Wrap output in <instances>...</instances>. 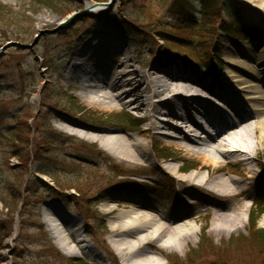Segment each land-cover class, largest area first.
<instances>
[{
	"label": "rangeland",
	"instance_id": "374dc122",
	"mask_svg": "<svg viewBox=\"0 0 264 264\" xmlns=\"http://www.w3.org/2000/svg\"><path fill=\"white\" fill-rule=\"evenodd\" d=\"M45 1L52 2L56 9L37 4L38 0H0V6L12 13L8 22L0 23V51L11 43L31 45L38 39L31 50L11 46L0 54V184L16 182L22 194L17 212L15 207L8 211L0 203V229L4 230V236L9 234L0 244V264H69L70 259L87 264H123L109 242L114 215L103 209L109 198L143 200L155 205L162 198L173 205L178 183L171 174L163 173L169 165L181 168L177 170L179 177L196 172L209 176L215 165H223L227 167L217 176L244 183L246 192L241 199L245 198L247 208L245 228L242 222L225 225L206 215L213 206H197L190 209L199 211V216L188 220L198 229L196 243L190 240L178 244L173 251L163 250L160 244L152 250L165 259L161 258V264H171L166 259L169 256H178L182 264L218 262L219 248L226 247L233 237L247 234L256 184L264 169V143L257 145L255 138L250 141L253 149L247 161L217 155L214 164L202 170V158L191 157L172 145L171 127L184 128L194 144L207 138L192 135L202 134L193 123L183 126L170 116L171 111L176 116L183 114L176 109L175 101H170V96L162 98L160 102L164 106L158 110L89 107L82 90L70 85L66 72L72 57L83 47L87 45L86 51L92 54L89 48H103L106 38L113 35L116 50L111 55L104 51L111 67L126 54L137 73L145 74L152 68L175 69L219 91L225 82V71L229 70L227 48L242 62L264 60V20L258 21L259 12L248 10L237 0H223L222 17L207 20L203 0H115L111 8L102 7L110 0ZM91 5L97 11L61 28ZM180 29L188 30V35L181 34ZM180 34L188 37L182 38ZM89 40L92 46H88ZM79 58L84 61V57ZM127 70L120 74L130 73ZM158 102L157 98L151 101ZM123 116L139 119L141 125L120 123ZM71 121L93 130H111L136 138L146 145L150 158L138 164L119 161L98 142L69 134ZM199 121L205 124L204 119ZM151 124L154 129L147 134L145 131ZM26 152L36 162L24 171L17 167L23 165L20 155ZM233 201L232 204L241 203L239 199ZM47 209L64 219L72 217L71 214L78 216L85 236L91 241L89 244L102 257L62 253L44 222ZM263 221L264 214L258 222L261 229H264ZM204 233L214 242L213 257L192 256ZM223 250L233 261L231 264H257L255 255L246 246Z\"/></svg>",
	"mask_w": 264,
	"mask_h": 264
},
{
	"label": "bare ground",
	"instance_id": "6f19581e",
	"mask_svg": "<svg viewBox=\"0 0 264 264\" xmlns=\"http://www.w3.org/2000/svg\"><path fill=\"white\" fill-rule=\"evenodd\" d=\"M237 1L243 3L248 10L258 11V21L263 23L264 0ZM91 8L97 11L93 6ZM106 40L103 48H89L93 55L86 51L87 45L83 47L79 54L72 57L66 72L70 85L82 90V96L89 107L119 108L126 111H148L149 107L158 110L164 106L160 102L162 98L170 96V101H175L176 109L183 112L176 116L171 111L170 116L178 119L183 126L193 123L196 127L199 119L204 118L199 109L212 110L208 118L213 119V123L206 122L207 131L201 135L199 132L200 137L206 136L205 141L201 139L197 140V144L192 143L184 128L171 127L174 134L169 137L174 141L173 146L186 151L191 157L202 158V170L211 163L214 164L213 159L217 155L224 159L247 161L246 157H249L253 149L250 141L254 138L257 139V145H263L264 60L260 59L256 63L242 62L234 58L227 48L225 55L229 70L225 71L224 85L218 91L175 69L152 68L145 74L137 73L126 54L111 67L110 58L104 51L113 54L116 40L113 35ZM92 45V40H89L88 46ZM81 56L84 61L79 58ZM248 57L251 58L250 55ZM125 68L130 73L120 74ZM143 95L144 98L141 97ZM154 98L159 99V102L152 104ZM193 112L197 115H192ZM68 124L69 134L98 142L103 150L119 161L138 164L150 158L146 145L136 138L118 135L111 130H93L75 121ZM153 129L154 125L151 124L145 132L148 134ZM225 167L227 166L215 165L210 169L209 176L196 172L179 177L177 170L181 171V168L165 166L163 173L171 174L178 183L173 205H169L170 200L162 198L156 205L143 200L109 198L108 205L103 209L114 215L109 242L122 263L161 264L163 256L152 251L160 244L163 250L173 251L178 248V244L190 240L196 243L198 229L195 224L188 223V220L199 216V211L190 209L197 206H213V210L206 215L213 216L225 225L242 222V227L245 228L247 208L245 198L241 199V196H244L246 189L240 179L217 176ZM233 199H239L241 203L232 204ZM46 215L44 222L55 246L62 253L98 259L102 257L100 251L89 244L91 241L85 236L78 216L71 214L72 217L64 219L57 217L49 209Z\"/></svg>",
	"mask_w": 264,
	"mask_h": 264
},
{
	"label": "trees",
	"instance_id": "16d2710c",
	"mask_svg": "<svg viewBox=\"0 0 264 264\" xmlns=\"http://www.w3.org/2000/svg\"><path fill=\"white\" fill-rule=\"evenodd\" d=\"M39 3L37 4H46L49 7H52L53 9H56L54 4L52 2H46L45 0H38ZM203 7L204 11L203 14L205 16V19L213 18L214 16L217 18L222 17V12L224 11V2L223 0H203ZM7 8H3L0 6V23L8 22L10 18H12V13L10 11H6ZM229 12V11H228ZM107 19V17H104ZM207 24V23H206ZM204 24L203 26L207 25ZM182 30L181 34H186L188 30ZM180 34V35H181ZM174 35V34H171ZM188 35V34H186ZM182 38H187L188 36L181 35ZM195 35H192L191 37H194ZM181 38V37H180ZM198 38V37H196ZM213 66V64H210ZM222 65V64H221ZM120 123H123L125 125H133L139 127L141 125L140 122H137L138 119H134L132 117L123 116L119 118ZM139 121V120H138ZM21 141V140H20ZM23 165L20 167H17L21 170L27 171V167L29 168L31 163L33 164L34 160L31 159L30 154L28 152L25 153V155H20ZM264 161V157H263ZM29 163V164H28ZM44 174H47L51 178H53L52 175L44 172ZM18 183L16 182H8L6 185L0 184V203L4 206L5 209L8 211H12L13 207H15V212L18 211L19 207L21 206L22 201V194L19 192ZM11 203H13L11 205ZM264 214V169H263V175L258 180V183L256 185L255 190V198L253 201V209L250 212L249 215V227L246 235H241L239 237H233L229 242H227L226 247L223 248L231 249L233 247L240 248V246H246L247 250H249L251 253L255 255V259L257 260V264H264V229H261L258 227V222L261 216ZM8 235L4 236V230L0 229V244L2 241H4ZM241 244V245H240ZM214 242L212 240H208L206 238V234L204 233V237L202 238L200 245L198 246L197 250L192 251V256L195 254H200V257L206 258L208 256L214 255L213 250H216L214 247ZM1 247V245H0ZM223 248H219L220 252L219 258L217 259L218 262L214 264H231L233 262L230 258L227 257L226 254H224ZM260 256V257H259ZM169 262L171 264H182L181 259L178 256H169L167 257ZM69 264H87L86 262H83L81 260H69ZM255 264V262H253Z\"/></svg>",
	"mask_w": 264,
	"mask_h": 264
},
{
	"label": "water",
	"instance_id": "95a60500",
	"mask_svg": "<svg viewBox=\"0 0 264 264\" xmlns=\"http://www.w3.org/2000/svg\"><path fill=\"white\" fill-rule=\"evenodd\" d=\"M110 1H111L110 3H108L106 5H103L102 7L103 8H111L113 6L115 0H110ZM91 6L85 7L82 12L78 13L73 18H71L70 21L67 22L66 24L62 25L61 28L64 29V28L70 26L71 24L76 23V21H78L79 19H81V18H83L85 16L90 15V13L93 11L92 8H91ZM93 7L95 9H97L95 5ZM37 41H38V39L33 44H31V45H23V44H19V43H11L7 47L14 46V47L20 48L22 50H31L36 45ZM7 47H4L2 49V51L6 50ZM2 51H0V54L2 53Z\"/></svg>",
	"mask_w": 264,
	"mask_h": 264
}]
</instances>
